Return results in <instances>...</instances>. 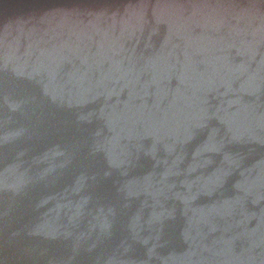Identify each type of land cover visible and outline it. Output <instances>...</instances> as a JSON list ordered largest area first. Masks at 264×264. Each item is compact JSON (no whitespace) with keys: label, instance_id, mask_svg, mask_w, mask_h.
Listing matches in <instances>:
<instances>
[{"label":"water","instance_id":"1","mask_svg":"<svg viewBox=\"0 0 264 264\" xmlns=\"http://www.w3.org/2000/svg\"><path fill=\"white\" fill-rule=\"evenodd\" d=\"M0 264H264V0H0Z\"/></svg>","mask_w":264,"mask_h":264}]
</instances>
